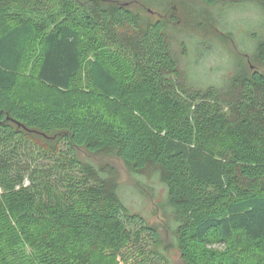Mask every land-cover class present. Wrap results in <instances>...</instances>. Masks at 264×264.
Masks as SVG:
<instances>
[{
    "label": "trees",
    "instance_id": "16d2710c",
    "mask_svg": "<svg viewBox=\"0 0 264 264\" xmlns=\"http://www.w3.org/2000/svg\"><path fill=\"white\" fill-rule=\"evenodd\" d=\"M0 24V264H264V39L262 71L200 87L162 18L127 0H0ZM28 54L24 101L12 91ZM80 151L155 171L164 234Z\"/></svg>",
    "mask_w": 264,
    "mask_h": 264
},
{
    "label": "rangeland",
    "instance_id": "374dc122",
    "mask_svg": "<svg viewBox=\"0 0 264 264\" xmlns=\"http://www.w3.org/2000/svg\"><path fill=\"white\" fill-rule=\"evenodd\" d=\"M130 7L155 20L162 18L171 52L184 79L200 87L220 85L237 73L250 74L263 67L257 58V44L264 39V7L254 0L230 2L216 0H127ZM5 29L0 24V32ZM97 48L90 49L89 54ZM100 54L112 71L125 78L127 67L104 51ZM33 54H28L21 77L12 93L19 99L34 100ZM86 92L85 90H83ZM95 165L106 166L116 177L120 193L130 210L139 212L164 228L172 220L166 206V188L155 171L132 172L120 159L107 154L79 152ZM27 183V182H26ZM210 249L223 250L212 246ZM252 258L243 264H253Z\"/></svg>",
    "mask_w": 264,
    "mask_h": 264
}]
</instances>
